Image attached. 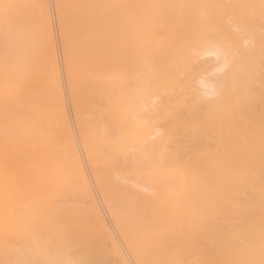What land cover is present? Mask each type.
Returning <instances> with one entry per match:
<instances>
[{
	"label": "bare ground",
	"instance_id": "1",
	"mask_svg": "<svg viewBox=\"0 0 264 264\" xmlns=\"http://www.w3.org/2000/svg\"><path fill=\"white\" fill-rule=\"evenodd\" d=\"M56 4L75 124L109 204L150 216L157 228L138 233L171 224L153 244L170 262L264 264V0ZM208 54L217 64H201ZM0 125L21 153L60 156L88 187L47 0H0ZM47 165L51 183L59 165ZM170 189L180 199L165 208ZM162 198L167 213L143 210Z\"/></svg>",
	"mask_w": 264,
	"mask_h": 264
},
{
	"label": "rangeland",
	"instance_id": "2",
	"mask_svg": "<svg viewBox=\"0 0 264 264\" xmlns=\"http://www.w3.org/2000/svg\"><path fill=\"white\" fill-rule=\"evenodd\" d=\"M47 3L66 111L71 123V130L75 140L78 158L83 166L88 187L83 188L76 183L74 177L75 172L63 168V159L60 156L50 161L48 158V163L59 166L57 170H54L56 174L53 182H44V178L50 176L48 175L49 169L47 170L46 168L51 169V165L48 166L47 162L45 165L44 160H36L35 158L39 156H32L33 158H30L29 154L24 155L26 153L23 152V155H21L23 149L21 150L20 147H22L23 144L16 141L14 136L8 134V127L0 125V230H3V233H0V264H23L25 258L31 261L32 253L42 257L43 264H141V262L142 264H148V262L149 264H164L165 262V264H190L192 259L191 256L190 258L186 256L178 262L173 260L170 262L167 258L168 255L163 252V250H158L153 245L154 242L156 244V242L160 240L157 239L158 237H156V234H161L163 229L167 231V229H169L168 226H171V224L163 222V224L165 223L164 226L161 225L159 228L162 230L157 231L156 229V234L152 231L149 233L148 230L147 234L144 233V231L138 233L140 225L141 227L145 224L147 227L154 226V224H152L153 220H150V216L149 222H135L136 220H133L132 216V213L134 214V207H129L128 205L120 206L119 203V206H116L117 204L111 206L104 192L97 184L96 177L93 174L85 152L80 132L74 120L67 86L65 62L62 53L56 0H47ZM262 32H264V29ZM203 58L201 63L203 65H214L217 64L218 61L217 57L216 59L215 56L212 58V55L210 57L209 54ZM208 59L210 60L208 61ZM210 61H212L213 64ZM263 71L264 70L260 73L262 75L259 76L264 75ZM60 165L62 167H60ZM42 183L45 184V187H43ZM175 191L177 192L178 190L172 189V193L167 192V190L164 192L163 190L160 194H167V196L170 197L174 195L173 192L175 193ZM143 193H146V191H143ZM179 194L175 193L178 199H180ZM165 198L167 199V206L163 200ZM165 198H162L163 201L158 202L156 201L158 199H153L156 202L153 204L152 201V206L143 207V210L146 211L148 208L147 212L149 215L153 214L152 218L154 214H156L154 210H160V212L163 211V213H165L167 209H165L164 212L162 209L164 206H161L160 209L159 203L164 202L165 204H161L165 205L166 208L171 205V203H168L169 201L175 202L173 196L169 199L166 196ZM177 201L178 200H176V202ZM155 203L158 204V207H154V205L157 206ZM177 203L176 205L174 203L175 208L171 206L173 211L176 210L178 205L180 209L177 210L181 211V203L178 205ZM94 205L97 207L93 208ZM123 207H125L127 212L124 210V212H121L124 214H121L118 208L122 210L124 209ZM91 208L93 210H91ZM113 208L116 209H114V211L118 212L117 215H114L116 212L113 211ZM96 209H98L100 214ZM128 209L132 210L129 211ZM143 210L141 208L140 211ZM150 211H152V214ZM180 211L178 214L181 213ZM176 214L177 213H173L172 215L176 216ZM121 215L126 217L127 222ZM116 216L117 218L120 216V220L123 221L124 219L125 222H120V220H118L120 217L117 219ZM128 220L130 221L128 222ZM146 225L144 227H146ZM165 226H167V228ZM126 231H128V233ZM166 231H163L162 234ZM124 233H127V236H125ZM129 234L135 236L137 239L129 236ZM138 234L145 237V240ZM150 236L155 237V239L151 238V240L153 239L152 245L149 243L151 242V240L149 241ZM139 237L140 241L143 239L140 244L139 242L136 243ZM145 242L147 244H145ZM139 246L140 249H138ZM18 247H23V250ZM148 248L149 251H147ZM147 253H149V255ZM137 254L141 256H137Z\"/></svg>",
	"mask_w": 264,
	"mask_h": 264
},
{
	"label": "crops",
	"instance_id": "3",
	"mask_svg": "<svg viewBox=\"0 0 264 264\" xmlns=\"http://www.w3.org/2000/svg\"><path fill=\"white\" fill-rule=\"evenodd\" d=\"M19 249L23 250V247H18ZM23 264H43V258L40 257L39 255H35L32 253L31 255V261L30 259H26L24 260Z\"/></svg>",
	"mask_w": 264,
	"mask_h": 264
}]
</instances>
